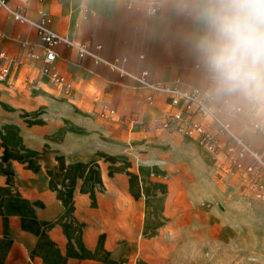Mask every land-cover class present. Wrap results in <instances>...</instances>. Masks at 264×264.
I'll return each instance as SVG.
<instances>
[{
    "label": "crops",
    "instance_id": "1",
    "mask_svg": "<svg viewBox=\"0 0 264 264\" xmlns=\"http://www.w3.org/2000/svg\"><path fill=\"white\" fill-rule=\"evenodd\" d=\"M8 1L34 18L49 12L56 31L101 44L106 58L127 59L153 82L208 89L184 42L192 22L166 0L156 14L150 0ZM30 48L45 51L36 29L0 11V53L8 54L0 69L11 68L0 79V264H177L184 240L198 254V237H212L219 223L227 230L229 216L219 220L208 208L224 191V154L152 128L168 96L61 44L53 70L73 84L66 93L38 76L40 60L17 66ZM104 103L114 117L101 116ZM244 115L227 118L263 149L264 133L245 131Z\"/></svg>",
    "mask_w": 264,
    "mask_h": 264
},
{
    "label": "built area",
    "instance_id": "2",
    "mask_svg": "<svg viewBox=\"0 0 264 264\" xmlns=\"http://www.w3.org/2000/svg\"><path fill=\"white\" fill-rule=\"evenodd\" d=\"M161 1L150 0L149 13L156 14L160 9ZM0 11H5L18 22L34 27L45 49L43 54L31 48L28 49L22 57L16 60L18 67L25 66L30 59L40 60L42 65L36 69L38 76L50 75L60 89L71 93L73 84L53 70L57 58L54 47L64 44L74 48L80 57L91 58L97 64L104 65L122 76L132 78L142 88L168 96L170 108L152 128L194 137L208 151L224 154L225 173L236 176L243 187L252 190L258 198H264V151L256 148L243 133L236 132L232 122L227 118L237 117L245 112L243 117L245 131L260 134L264 132V115H257L249 106L244 108L236 105L229 98H224L222 105L217 106L213 102L214 96L209 94L208 89L197 86L184 87L178 83H157L149 79L148 71L134 73L127 67V59L106 58L101 53L103 47L101 44L92 46L78 42L56 31L52 27L51 14L43 9H39L38 17L34 18L28 14L26 6H13L8 0H0ZM0 58L6 60L8 54L2 52ZM10 72V66L3 65L0 69V79H5ZM31 82L36 85L39 80L35 78ZM152 100L150 96L149 101ZM116 114V109L105 103L102 105V117L110 119Z\"/></svg>",
    "mask_w": 264,
    "mask_h": 264
},
{
    "label": "clouds",
    "instance_id": "3",
    "mask_svg": "<svg viewBox=\"0 0 264 264\" xmlns=\"http://www.w3.org/2000/svg\"><path fill=\"white\" fill-rule=\"evenodd\" d=\"M192 28L184 42L198 61L209 94L264 115V0H166Z\"/></svg>",
    "mask_w": 264,
    "mask_h": 264
},
{
    "label": "rangeland",
    "instance_id": "4",
    "mask_svg": "<svg viewBox=\"0 0 264 264\" xmlns=\"http://www.w3.org/2000/svg\"><path fill=\"white\" fill-rule=\"evenodd\" d=\"M219 158L217 178H223L219 183L224 191L216 189L208 208L219 220L229 216V226L223 232L221 223L215 224L212 237H198V254L193 253V243L184 240L177 264H264V198L243 187L236 176L222 172L225 158Z\"/></svg>",
    "mask_w": 264,
    "mask_h": 264
}]
</instances>
